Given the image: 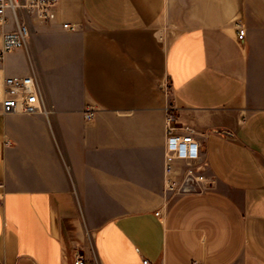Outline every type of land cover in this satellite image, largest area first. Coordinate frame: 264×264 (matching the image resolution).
Instances as JSON below:
<instances>
[{"label":"crops","instance_id":"1","mask_svg":"<svg viewBox=\"0 0 264 264\" xmlns=\"http://www.w3.org/2000/svg\"><path fill=\"white\" fill-rule=\"evenodd\" d=\"M29 26L5 71L49 113L0 108V264H264V0H59ZM169 108L201 193L167 191Z\"/></svg>","mask_w":264,"mask_h":264},{"label":"built area","instance_id":"2","mask_svg":"<svg viewBox=\"0 0 264 264\" xmlns=\"http://www.w3.org/2000/svg\"><path fill=\"white\" fill-rule=\"evenodd\" d=\"M58 5L59 0H0V108L5 115L49 113L37 76L9 75L5 71V60L13 52L28 50L31 37L29 20L55 21ZM63 28L69 31L76 29L69 23L63 24ZM237 29L238 38L243 40L245 29L240 25ZM92 116L91 112L86 115L88 119ZM175 125L176 117L169 108L166 119L167 191L181 196L201 193L209 187L204 173L207 164L201 161V144L189 128H185L186 133H179ZM73 264L99 262H89L78 256ZM143 264L150 262L145 260Z\"/></svg>","mask_w":264,"mask_h":264},{"label":"rangeland","instance_id":"3","mask_svg":"<svg viewBox=\"0 0 264 264\" xmlns=\"http://www.w3.org/2000/svg\"><path fill=\"white\" fill-rule=\"evenodd\" d=\"M25 65H26L25 59H23L21 55H15V56H12L11 59L7 61L6 69L10 72H15V71L21 70ZM168 95H170V93ZM172 112H174L173 109H172ZM174 116L177 118L175 114ZM176 124L178 125V123Z\"/></svg>","mask_w":264,"mask_h":264}]
</instances>
